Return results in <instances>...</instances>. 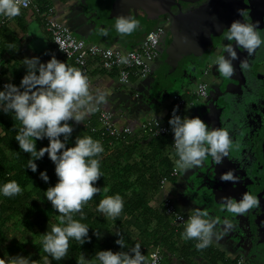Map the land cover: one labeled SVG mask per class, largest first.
<instances>
[{"label": "clouds", "instance_id": "obj_1", "mask_svg": "<svg viewBox=\"0 0 264 264\" xmlns=\"http://www.w3.org/2000/svg\"><path fill=\"white\" fill-rule=\"evenodd\" d=\"M21 0H0V17L13 18L20 14ZM239 15H245L239 10ZM139 27V22L131 16H118L115 19V31L121 36L130 35ZM257 25L233 21L222 32L225 44L222 53L215 58L216 72L223 78L234 75V61L240 60L241 70L247 69L246 59H240L236 49H242L247 56H252L264 43L256 31ZM100 34L107 36L106 29ZM234 42V43H233ZM227 54V56L225 55ZM129 58L120 56L117 63L127 64ZM26 74L17 86L5 83L0 88V112L14 114L15 120L21 127L17 131L15 140L19 149L29 155L27 169L36 173L38 165L47 154L54 164L57 182L44 191V198L52 208L59 213V224H52L50 231L42 237V249L48 255L42 257L43 264H51V260H62L69 247V240H75L81 245L91 241L89 227L79 220L73 219L74 213H79L81 220L84 213L82 205L99 193L100 188L95 182L102 176L100 162L97 158L104 151L102 144L90 136H77L74 145L66 147L74 131L69 121L80 123L85 119L89 104L93 100L97 104L105 101V94L97 91L90 94L88 78L79 70L66 66L53 55L47 62H41L39 57L23 60ZM173 109L168 125L173 134V147L178 157L176 164L180 168H199L206 157L210 156L216 165L223 163L228 157L232 145L229 133L223 128L207 125L200 117H181ZM48 140L47 146L37 150L38 140ZM39 178L48 183L47 171H40ZM222 182H240L233 170L221 173ZM21 192L16 181L0 184V196L13 197ZM224 209L233 215H243L250 209L257 208L260 201L250 192L242 194L239 200L230 196L221 197ZM123 200L119 194L107 196L96 205V211L106 217L115 219L123 209ZM183 219V218H179ZM216 220L210 219L207 211L195 209L188 216L181 232L185 240L195 239V248L202 250L208 247L214 235ZM225 227L231 224L225 221ZM93 235L102 238V235L93 230ZM118 239L115 243L121 249L125 243L121 234L114 233ZM9 264H32L29 257L14 256L9 258ZM76 264H93L85 256L77 259ZM94 264H144L139 244L129 251L111 249L100 250L95 254Z\"/></svg>", "mask_w": 264, "mask_h": 264}, {"label": "flooded vegetation", "instance_id": "obj_2", "mask_svg": "<svg viewBox=\"0 0 264 264\" xmlns=\"http://www.w3.org/2000/svg\"><path fill=\"white\" fill-rule=\"evenodd\" d=\"M153 1L166 2L171 8L158 11L160 15L154 23L148 21L151 12L137 10L135 15L140 17L134 19H138L139 27L131 34L142 39L155 27L162 30L153 62L158 66L159 97L170 96L172 89L185 88L187 81L196 84L198 75L204 73L207 96L201 99L203 104L194 117H200L211 127L227 130L232 140L229 155L222 164L216 165L208 156L199 168L191 169L187 178L180 173L171 183L176 186L174 203L187 215L200 209L216 220L207 248L221 258L218 264H237L240 260L241 264H264V43L252 56L236 49L249 67L241 70L240 60L234 61L231 78L221 77L214 63L223 46L229 43L222 32L233 21L257 25L256 31L264 40V0L139 2L148 7ZM239 10H244L243 17ZM181 53L185 55L184 61L179 60ZM209 62L212 66H206ZM229 170L239 176L240 182L233 184L219 179L221 173ZM245 192L257 196L260 205L243 215L228 213L221 197L239 200ZM225 221L231 224L230 228L225 227Z\"/></svg>", "mask_w": 264, "mask_h": 264}, {"label": "trees", "instance_id": "obj_3", "mask_svg": "<svg viewBox=\"0 0 264 264\" xmlns=\"http://www.w3.org/2000/svg\"><path fill=\"white\" fill-rule=\"evenodd\" d=\"M18 83L15 82V85L18 86ZM182 98L188 105L192 103L191 97ZM69 123L74 131L66 147L73 146L77 136H90L102 144L104 151L98 157H94L100 162L102 176L95 182V186L100 188L99 193L82 205L84 219L81 220L79 213L73 214V219L89 227L88 235L91 241L81 245L70 239L65 256L69 257V261L64 263L62 260L55 261L49 257L51 264H76L81 254L94 264L97 251L108 249L113 252L129 251L136 244H139L141 254L144 256V264L149 262L153 250H157L163 257L162 264H171L169 256L174 255H180L187 260L206 256L210 259V264H218L221 258L214 250L207 247L197 250L195 239L181 238L183 228L176 227L165 215L164 203L158 204L156 208L151 205L162 189L160 184L162 178L169 176L175 166L174 161L178 159L168 139L163 137L145 139L135 135L126 140H115L92 132L99 128L95 118L81 125ZM20 127L21 124L15 120L13 113L0 112V184L16 181L21 188V192L16 196H0V253L11 257L17 255L29 257L32 264H43L42 257L48 255L42 249L43 233H36L38 240L31 242V250L18 240H12L10 246H6L8 227L15 232L21 228L31 232L32 218L36 214L43 215L38 203L52 207L44 198V191L57 182L55 166L49 158L44 157L36 161L38 165L36 173L27 169L30 154L22 152L15 140ZM44 144H48L47 139L38 140L37 150ZM44 170L49 177L48 183L41 180L34 185L39 178V172ZM174 181L175 179H171L170 183ZM116 194L123 200L124 206L120 215L125 217L124 222L118 217L113 219L96 211V205L100 200ZM54 213L53 218L44 221L51 225L59 224V213L55 210ZM94 229L102 238L93 235ZM114 229H118L123 237L125 248L121 249L115 243L118 237L114 235Z\"/></svg>", "mask_w": 264, "mask_h": 264}, {"label": "crops", "instance_id": "obj_4", "mask_svg": "<svg viewBox=\"0 0 264 264\" xmlns=\"http://www.w3.org/2000/svg\"><path fill=\"white\" fill-rule=\"evenodd\" d=\"M33 5L39 6L42 10H51L53 16L60 23L66 25L75 38L85 41L89 45L99 46L122 52L136 51L140 48L144 38L139 39L132 34L121 36L115 31V19L111 23L101 21L97 28L93 27L92 17L105 14L104 10H109L98 0H31ZM5 17H0V22ZM101 29H106L107 36L100 34ZM155 27L153 30H156ZM53 55L64 62L66 66L74 67V63L60 56L53 45L49 34L44 30L42 20L34 11L25 10L18 16L11 18L4 26L0 28V59L3 69V80L6 83L19 82L26 74V68L23 60L25 58L39 57L41 62H47ZM158 66L153 65L151 76L145 80H133L130 85L123 86L118 82L116 73H108L92 66V86L90 94L95 95L97 91L105 94V101L97 104L94 100L89 104V110L85 119L76 123L81 125L83 122L95 118L93 110L100 107L113 115V122L117 127H129L137 131L139 125L148 119L167 120V114L170 109L164 112H158L157 108L159 90L156 82V73ZM204 83V82H202ZM183 96L191 97L189 92ZM167 97V96H165ZM174 97V96H173ZM179 97V96H178ZM182 97V96H181ZM162 99H165L162 97ZM184 99V98H183ZM191 105V104H190ZM171 184V183H170ZM166 200L174 202L165 190L162 191L156 200L151 204L154 208L158 204L165 203ZM180 211L186 216L181 208ZM121 222L125 217L119 215ZM32 222V221H31ZM45 226H51L46 222ZM46 228V227H45ZM44 228V229H45ZM45 231V230H44ZM117 232L118 229H114ZM40 232V231H39ZM41 233H45L42 232ZM4 255L0 253V264H9V258L5 260ZM171 264H210V259L206 256L183 259L180 255L169 256ZM64 263L68 262L66 257L62 259Z\"/></svg>", "mask_w": 264, "mask_h": 264}, {"label": "built area", "instance_id": "obj_5", "mask_svg": "<svg viewBox=\"0 0 264 264\" xmlns=\"http://www.w3.org/2000/svg\"><path fill=\"white\" fill-rule=\"evenodd\" d=\"M31 9L41 18L44 30L49 34L51 41L60 56L73 62L74 67L79 69L88 78L89 89L92 86V66L104 72L116 73L118 82L123 86L130 85L133 80H145L149 78L153 62L158 55L159 41L162 34L161 29L157 28L156 30L150 31L145 36L138 50L122 52L119 50L89 45L85 41L75 38L66 25L55 19L51 10L44 11L39 6L33 5L31 0H21L20 13ZM10 19L11 18H3L0 22V28ZM120 56L128 57L129 62L127 64L117 63ZM5 83L6 82L3 80V69L0 59V88H2ZM206 93V84H198L196 97L199 99H205L207 96ZM187 105L185 99L174 96L166 121L160 119L145 120L139 125L137 131L129 127H117L113 122V115L111 113L100 107H96L93 110V113L99 128L97 130H92V132L100 133L104 137L115 140H126L135 135L145 139L163 137L170 141L174 150L173 134L168 125V120L172 116L174 108L177 110L176 114L182 117L184 108ZM176 161H174L175 166L169 176L162 178L160 183L162 188L168 185L171 179H176L180 175V167L177 166ZM164 205L165 215L172 220L176 227L184 229V223L187 220L186 216L176 208L172 201L166 200ZM241 261L242 260L238 261L237 264H241ZM162 263L163 257L161 254L157 250H153L147 264Z\"/></svg>", "mask_w": 264, "mask_h": 264}, {"label": "rangeland", "instance_id": "obj_6", "mask_svg": "<svg viewBox=\"0 0 264 264\" xmlns=\"http://www.w3.org/2000/svg\"><path fill=\"white\" fill-rule=\"evenodd\" d=\"M206 66H212L211 62H209ZM198 76L199 77H198L196 84H193V82L187 81L186 84L184 85L185 88H181L179 90L178 89H172V93H170V96H168V97L164 96L165 99H162V97H158L159 98L158 101H160L159 103L156 104L157 108H159L158 112L162 111L165 113L169 109L170 101H172L173 96L181 97L184 94H186L187 92H189V94L192 98V103H191V105H189V106L187 105L184 108L182 117H184V116H187L189 118L194 117L198 113V108L203 104V101L196 97V90H197V85L205 81V75H204V73H200ZM44 146H47V145L44 144L42 147H44ZM45 158H48L47 154H45ZM191 169L192 168H183V169L180 168V173L182 174V177L187 178L189 176V173L191 172ZM39 182H41V179L37 178L34 185L36 183H39ZM175 188H176L175 185H172L169 183L168 185H166L164 188L161 189L160 193L165 190L166 192L169 193L170 198L174 200L175 193H176ZM48 203H50V202L48 201ZM38 204H39V206L43 212V215L40 216L39 214H36L32 218L31 221L33 223V228L30 230L31 232H26L23 228H21V230L15 232L11 227H8L7 228L8 243L6 244V246L7 245L10 246V243L12 240H18L27 249L31 250V242L33 240L34 241L38 240L36 233L41 234V231L42 232L50 231L51 226H48V225L45 226L44 224L47 221H44V219L49 220V219L53 218L55 215L54 210L50 206L46 207L42 203H38ZM175 206H176V208H178L180 210V207L178 205L175 204ZM185 214H187V213H185ZM188 216L189 215H187V218H188ZM5 249H6V247H5ZM4 256L9 258L10 255H4ZM4 256H2V257H4ZM7 258H5V260H7ZM66 258H67V260L69 259V257H66Z\"/></svg>", "mask_w": 264, "mask_h": 264}, {"label": "water", "instance_id": "obj_7", "mask_svg": "<svg viewBox=\"0 0 264 264\" xmlns=\"http://www.w3.org/2000/svg\"><path fill=\"white\" fill-rule=\"evenodd\" d=\"M98 1L100 3H103L106 8L108 7V9L109 8L110 9L108 11L104 10L105 14L102 13L101 16L98 18L97 15H94V17H92L93 27L95 28H97V24L99 23L98 19L109 23L112 22L113 19L118 16H131L132 18H137V17L139 18L140 16L135 15V12H137V10L139 9L141 10L145 9L151 12L152 14L149 16L148 21L149 23L151 22L154 23L156 21V17L160 15L158 11L162 12L165 9L171 8V6L169 4H166V2L161 3L162 4L161 5L158 4V2L153 1L152 6L147 7V5L140 3L139 2L140 0H98ZM157 28H159V26ZM184 56L185 55L181 53V57L179 58V60L182 58L181 60L184 61L185 60L183 58Z\"/></svg>", "mask_w": 264, "mask_h": 264}]
</instances>
